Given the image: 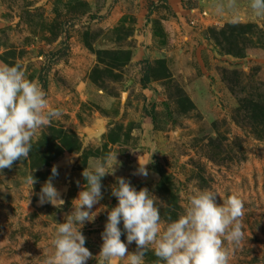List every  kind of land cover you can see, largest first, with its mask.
Masks as SVG:
<instances>
[{
    "label": "rangeland",
    "instance_id": "374dc122",
    "mask_svg": "<svg viewBox=\"0 0 264 264\" xmlns=\"http://www.w3.org/2000/svg\"><path fill=\"white\" fill-rule=\"evenodd\" d=\"M218 4L227 0H0V64L20 63L63 112L28 159L0 173V264H43L87 161L109 154L115 172L81 229L94 257L124 177L156 196L162 228L199 191L239 196L245 239L230 264H264V17L250 0L219 13ZM139 156L152 160L147 177L134 174ZM53 165L57 208L39 203ZM156 261L148 250L145 264Z\"/></svg>",
    "mask_w": 264,
    "mask_h": 264
},
{
    "label": "clouds",
    "instance_id": "9594fccd",
    "mask_svg": "<svg viewBox=\"0 0 264 264\" xmlns=\"http://www.w3.org/2000/svg\"><path fill=\"white\" fill-rule=\"evenodd\" d=\"M249 6L256 16L264 17V0H250ZM225 7L235 10L236 0H227L226 5L218 4L217 12H222ZM240 19L238 12L233 11L230 22L237 24ZM62 115L61 109L49 104L46 91L27 78L20 63L0 64V173L5 168H12L16 161L28 159L38 133ZM150 150L152 157L158 149L153 145ZM141 156L134 174L147 177V165L152 160L141 159ZM111 159L109 154L87 161L82 172L86 183L73 200L72 211L55 227L52 251L45 255L43 264H87L93 258L98 264H118L119 261L145 264V254L150 249L157 257L156 264H230L231 249L245 239V201L239 196L225 199L219 192L199 191L189 196L183 214L174 220L169 217V222L162 228L156 196L150 195L147 188L137 191L124 177H119L112 187L111 194L118 199V204L108 211L101 233L103 244L94 257L86 247V237L81 229L86 222L95 219L96 212L92 209L103 198L102 179L107 174H114L117 166L111 165ZM58 175V166L53 165L51 176L40 189L41 205L51 203L57 208L65 203L53 184V178ZM36 182L33 173L27 176L26 183L32 188ZM218 194L223 198L222 204L216 203ZM125 232L127 243L121 239ZM133 242L136 251L129 252L128 245Z\"/></svg>",
    "mask_w": 264,
    "mask_h": 264
},
{
    "label": "trees",
    "instance_id": "16d2710c",
    "mask_svg": "<svg viewBox=\"0 0 264 264\" xmlns=\"http://www.w3.org/2000/svg\"><path fill=\"white\" fill-rule=\"evenodd\" d=\"M145 82H146V80H145Z\"/></svg>",
    "mask_w": 264,
    "mask_h": 264
}]
</instances>
